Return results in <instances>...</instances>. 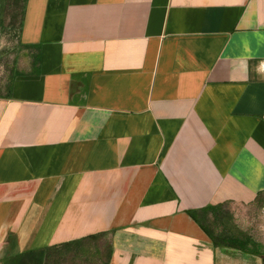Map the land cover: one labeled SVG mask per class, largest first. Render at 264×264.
Instances as JSON below:
<instances>
[{"label": "crops", "instance_id": "1", "mask_svg": "<svg viewBox=\"0 0 264 264\" xmlns=\"http://www.w3.org/2000/svg\"><path fill=\"white\" fill-rule=\"evenodd\" d=\"M21 41L0 264L106 231L108 264H264L205 222L264 200V0H28Z\"/></svg>", "mask_w": 264, "mask_h": 264}, {"label": "rangeland", "instance_id": "2", "mask_svg": "<svg viewBox=\"0 0 264 264\" xmlns=\"http://www.w3.org/2000/svg\"><path fill=\"white\" fill-rule=\"evenodd\" d=\"M22 6V0H7L0 5V95L6 94L14 72H26L31 66L32 51L19 40ZM205 222L216 235L238 240L244 248L264 249V200L261 197L244 207L224 204L211 212ZM108 244L107 237L90 244L85 252L54 250L45 264H107Z\"/></svg>", "mask_w": 264, "mask_h": 264}, {"label": "trees", "instance_id": "3", "mask_svg": "<svg viewBox=\"0 0 264 264\" xmlns=\"http://www.w3.org/2000/svg\"><path fill=\"white\" fill-rule=\"evenodd\" d=\"M7 0H0V5L5 3ZM28 0H22L23 2V6H22V15H21V21H20V30H19V40L21 42V44L25 47L28 48L32 51L31 53V67L32 69L26 72H14L11 76V80L10 83L7 87V92L4 95H0V96H10L11 92H12V88H13V83L15 81V78L19 75H24L26 73H39V68L38 65L40 63L41 60V56H40V47L37 45H25L22 43L21 41V31H22V27H23V23H24V19H25V10H26V4H27ZM217 207H210L208 208L206 211L208 212H216ZM208 233L210 235H212V237L214 238V240L216 241V243L220 242L223 243L226 246H230V247H234L236 249H242L244 248V246H241L238 243V240L235 241V239L230 238L227 235L224 234H213L210 230H208ZM111 235L112 232L111 231H106V232H101L99 234H95V235H90L78 240H73V241H69L66 243H62V244H56V245H52V246H48L45 248H41L38 250H33V251H29V252H24V253H18V254H14V255H10L7 256L5 258L2 259V263L3 264H45L49 258V253L51 251L57 250L60 251L61 253L65 252V251H71V250H80V251H86L87 247H89L90 244H94V242H98L100 241L102 238H109V244H108V260H107V264L109 262V258L111 255V251H112V247H111ZM226 239V240H225ZM231 240V242H229V240ZM228 240V241H227Z\"/></svg>", "mask_w": 264, "mask_h": 264}]
</instances>
